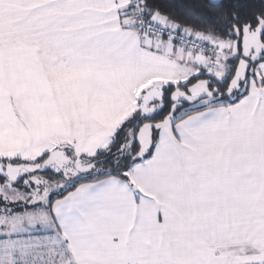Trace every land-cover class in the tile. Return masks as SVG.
Segmentation results:
<instances>
[{"label": "snow or ice", "instance_id": "6c2138e0", "mask_svg": "<svg viewBox=\"0 0 264 264\" xmlns=\"http://www.w3.org/2000/svg\"><path fill=\"white\" fill-rule=\"evenodd\" d=\"M0 264H264V0H0Z\"/></svg>", "mask_w": 264, "mask_h": 264}, {"label": "crops", "instance_id": "0c3cea01", "mask_svg": "<svg viewBox=\"0 0 264 264\" xmlns=\"http://www.w3.org/2000/svg\"><path fill=\"white\" fill-rule=\"evenodd\" d=\"M201 38H203V36ZM209 42L219 43L215 39ZM164 47L167 48V45H164ZM167 55L178 64L183 61L185 65L191 68L189 72H178L172 75V79H180L182 76L191 75L192 72L196 71V66L199 61L196 60V57H190L188 52L177 48L175 52L168 53ZM221 65L224 66L222 67ZM221 65L214 69L213 75H216V73L222 75V72L226 70V65L224 63ZM152 83H154V85H161L163 81H152ZM104 89H108V91H104ZM119 95V91L115 88H111L108 82L103 80L98 81V87L95 89V94L93 95V102L87 101L86 98L81 100L80 105L76 109L66 113L64 120L50 129V135L54 136L56 140H68L69 144L75 139L78 151H87L99 146L98 142L102 135L99 127L101 125H112L119 116V112L114 106ZM97 97L103 100V118L98 115V105L94 103ZM132 107H134V105ZM93 120H96L98 123L95 125L92 124L91 121ZM165 190L166 189H153L152 195L154 197L163 196ZM157 203H163L164 206H166L167 201L157 200Z\"/></svg>", "mask_w": 264, "mask_h": 264}, {"label": "built area", "instance_id": "2783aa9c", "mask_svg": "<svg viewBox=\"0 0 264 264\" xmlns=\"http://www.w3.org/2000/svg\"><path fill=\"white\" fill-rule=\"evenodd\" d=\"M200 44L201 45L203 44V38H201ZM217 45L218 44L215 42H209L208 41V43H207V47L209 49L216 48ZM189 51H195L196 56L200 57L203 64H207V65L211 66L213 69H215V67L221 65L225 60V53H224L223 49L216 51L212 56L204 55L202 50L189 49Z\"/></svg>", "mask_w": 264, "mask_h": 264}, {"label": "rangeland", "instance_id": "374dc122", "mask_svg": "<svg viewBox=\"0 0 264 264\" xmlns=\"http://www.w3.org/2000/svg\"><path fill=\"white\" fill-rule=\"evenodd\" d=\"M218 44V43H217ZM224 63V62H223ZM218 67V66H217ZM217 67H215V68H217ZM220 67V66H219ZM225 69V68H224ZM226 70H224L223 72H222V75L224 74V72H225ZM155 86L156 87H159L160 85L159 84H155ZM73 167H75L74 165H73Z\"/></svg>", "mask_w": 264, "mask_h": 264}, {"label": "trees", "instance_id": "16d2710c", "mask_svg": "<svg viewBox=\"0 0 264 264\" xmlns=\"http://www.w3.org/2000/svg\"><path fill=\"white\" fill-rule=\"evenodd\" d=\"M206 35V34H205Z\"/></svg>", "mask_w": 264, "mask_h": 264}]
</instances>
